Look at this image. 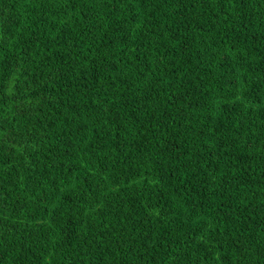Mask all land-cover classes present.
Segmentation results:
<instances>
[{"label": "trees", "instance_id": "obj_1", "mask_svg": "<svg viewBox=\"0 0 264 264\" xmlns=\"http://www.w3.org/2000/svg\"><path fill=\"white\" fill-rule=\"evenodd\" d=\"M0 264H264V0H0Z\"/></svg>", "mask_w": 264, "mask_h": 264}]
</instances>
